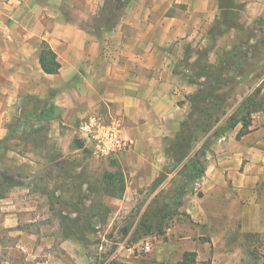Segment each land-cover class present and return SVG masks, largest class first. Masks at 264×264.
Wrapping results in <instances>:
<instances>
[{"label": "crops", "instance_id": "1", "mask_svg": "<svg viewBox=\"0 0 264 264\" xmlns=\"http://www.w3.org/2000/svg\"><path fill=\"white\" fill-rule=\"evenodd\" d=\"M102 7L103 0H0V140L10 134L12 120L45 108L50 125L47 141L58 149L60 145L61 152L43 156L37 152L39 147L32 146L33 156L15 150V158L38 164L33 172L48 161L76 160L68 175L56 174L50 189L67 190L70 181L76 180L80 191L94 190L83 179L86 173L79 160L86 157L79 152L81 146L65 150V146L71 148L69 127L88 112L121 115L122 134L133 144L111 158L116 169L108 171L123 177L125 189L121 196L110 195L103 178L102 205L120 221L130 217L135 201L146 199L142 216L158 192L176 185L183 193L165 197H174L171 203L184 211L191 224L185 225L174 214L173 224L153 236L158 238L153 251L128 254L127 264H181L186 253H195L198 264L203 234L192 223H217L218 232L229 231L217 217L233 213L221 209L220 203L211 212L213 207L204 202L218 200V192L236 194L242 231H263L264 109L253 113L254 128L249 132L238 136L240 122L209 144L199 192L193 190L194 180L188 181L187 166L172 170L171 147L192 114L191 96L205 87L211 71L218 73L229 60L255 63L254 69L236 77V83L245 87L237 91L235 104L264 82V0H127L110 26L98 22ZM44 41L57 53L61 63L57 73L41 67ZM37 103L42 104L40 110ZM11 140L26 144L23 139ZM199 147L200 142L186 161ZM161 175L168 178L164 184L159 183ZM33 191L22 184L0 202V227L14 232L21 254L32 255L39 239L37 231L22 226L26 213L28 221L33 219L30 212L35 205L27 195ZM158 213L152 210L147 220H166L167 213ZM123 222L129 224L124 230L130 231V220ZM70 244L65 242L63 247L74 254ZM76 245L78 262L85 264L83 242L78 240ZM5 247L0 239V254Z\"/></svg>", "mask_w": 264, "mask_h": 264}, {"label": "rangeland", "instance_id": "2", "mask_svg": "<svg viewBox=\"0 0 264 264\" xmlns=\"http://www.w3.org/2000/svg\"><path fill=\"white\" fill-rule=\"evenodd\" d=\"M124 3L120 0H103V7L101 14L98 18V22L102 25H112L122 11ZM228 62H232L229 60ZM255 63L248 62L245 65L246 71L252 70L255 67ZM227 68V67H226ZM264 71V64H263ZM232 71L227 73V76H231ZM261 85H264L262 82ZM245 84H238L233 82L228 87L232 90L231 98L228 100L230 103L236 100L237 91L243 90ZM243 88V89H242ZM41 103H37V109L40 110ZM80 119H78L72 127H69V139H71V148L65 146V150H73L78 146H81L79 152L85 154V159L79 160L83 163L85 169V176L83 179L89 180L92 183L94 190L83 189L82 191L78 188V182L71 180L69 188L64 190L58 187V190H52L49 184H52V180H56L57 175H68L69 169L72 167L75 160H70L68 163L57 164L55 162L44 163L41 165L40 171H32L38 167V164H33L28 160L20 161L15 158V150L26 153L29 151V155L33 156L32 153L35 147H39L37 152H40L43 156H58L57 152H61L62 147L59 145H52L47 141L48 130L50 125L46 119L33 118L27 122H22L18 130L13 131V136L16 139H23L26 144L22 141H12L15 137H12L5 142L0 143V180L6 177H12L16 182H20L19 185L29 186L33 192H28V200H32L35 208L30 213L33 215L32 221H28L30 216L26 213L24 216V222L22 226L24 229L37 231L39 233L38 244L34 248L32 255L25 251L22 254L15 247V236L14 232L8 227H0V239L4 241L6 247L0 254V264H80V250L76 243L81 240L84 245L83 254L86 257L85 264H101V258H99V246L103 245L101 255L104 258H108L111 253L116 250L119 246L118 243L126 240V244H133L142 239H148L151 243V253L158 243V238L155 239L153 236L166 231V228L173 224L174 214L177 219H183L182 223L185 225L190 224L188 217L184 211H180L175 204L171 203L174 197H165L167 195H174V193H180V189L175 185L172 187L166 186L160 192L157 193L154 201L151 204V209H147L145 213L140 216L142 211L143 203L146 199L135 201V205L130 207V217L127 218L115 217L108 212V210L102 205L100 199L102 198V184L104 173L108 170L116 169L111 158L97 157L95 161L91 160L93 151L90 145L83 141L77 131L76 127ZM15 120L9 123L10 129L12 130L15 125ZM201 133V131H200ZM29 145V146H28ZM172 145V143H171ZM51 146V148H49ZM188 147H185L187 149ZM59 150V151H58ZM25 155V154H24ZM178 158L180 155L178 154ZM186 159L177 162L176 160L172 164V170L177 166L184 164ZM43 166V167H42ZM178 168V167H177ZM80 179V178H79ZM159 183L164 184L168 181L166 176L161 175L159 177ZM177 182V178L175 179ZM16 185L10 188L5 193V197H10L11 191L19 186ZM72 186V187H70ZM172 188V189H171ZM199 192V190H195ZM27 193V191H25ZM202 194V191L200 192ZM218 200L211 199L208 202L205 199L206 205L210 204L213 207L212 210H218V204L220 203L221 209L225 212H232L233 214H226L225 216H218L221 220V224L229 228V231L223 233L222 230L218 232L217 223L210 224L201 223L199 221L193 222L192 225L198 227L200 233L203 234L200 243V253L197 254L198 264H264V229L261 232H249L242 231V224L240 223V211L238 202L235 201L236 194L232 191L218 192ZM4 197V198H5ZM15 197V196H14ZM4 198L0 199L3 202ZM145 198V197H144ZM83 210L89 216H92L91 222L93 227H82V224H78L75 221L76 212L73 210ZM151 210V211H149ZM152 210L159 212V215L167 213L166 220L162 221H148ZM2 210L0 208V216ZM118 216V215H117ZM124 219L130 220V231L124 230L127 225L123 222ZM147 220V224H153V232L146 235V227H142L140 231L135 232L137 227L141 226V222ZM210 222V221H209ZM98 225V227H97ZM191 225V224H190ZM211 229V230H210ZM103 234V235H102ZM212 235L215 237L212 240ZM105 236V239L104 237ZM71 241V251L74 254H70L63 244ZM125 251L119 252V258L109 261L107 264H127L124 261L123 254Z\"/></svg>", "mask_w": 264, "mask_h": 264}, {"label": "trees", "instance_id": "3", "mask_svg": "<svg viewBox=\"0 0 264 264\" xmlns=\"http://www.w3.org/2000/svg\"><path fill=\"white\" fill-rule=\"evenodd\" d=\"M120 1L122 3L127 2V0ZM40 64L42 69L47 73H57L61 68L57 53L45 41L43 42L40 53ZM246 64L237 60L227 64L224 68H219L218 73L211 71L205 87L191 96L192 114L183 122L179 135L175 138L171 147L175 160L181 162V160L190 155L192 149L200 142V147L184 162V165L188 167V181H193L204 175L206 170L204 158L206 149L214 139L225 134L240 122L242 123V128L238 136L249 132L254 128L252 114L264 109V93L262 92L264 85H259L253 91L244 95L237 104L228 101L231 98L232 90L225 88L229 84L237 82L236 77L246 72ZM225 67L227 68L223 71ZM226 71L227 73L232 71L231 76H227L225 74ZM46 116L45 108L40 113H31V111L24 112L22 116L15 119L16 122L10 134L7 138L0 140V143L12 137L17 138L13 136L12 132L18 130L22 122H27L35 117L38 119H46ZM185 147L188 148L185 149ZM178 154L180 155L179 158L177 157ZM103 178L106 184L105 191L108 194L113 196L122 195L125 189V183L119 173L107 171L104 173ZM19 184L20 182H16L12 177H6L0 180V199L5 197V193L10 188ZM180 192L183 193L182 191ZM73 211L76 212L75 221L79 225L82 224V227H93V222H91L92 216L87 215L83 210L77 211L76 209ZM142 227H146V235L153 232V224H147L145 220L141 222V226L137 227L135 232L140 231ZM194 255L195 253H186L181 264H195Z\"/></svg>", "mask_w": 264, "mask_h": 264}, {"label": "built area", "instance_id": "4", "mask_svg": "<svg viewBox=\"0 0 264 264\" xmlns=\"http://www.w3.org/2000/svg\"><path fill=\"white\" fill-rule=\"evenodd\" d=\"M122 129L123 118L121 115L98 111L88 112L82 116L76 127L79 137L90 145L93 154L98 158H117L119 155L130 150L133 142L123 136ZM201 180L202 176L194 180L193 187L195 190L200 188ZM126 243V240L119 242L116 250L105 260H103L104 258L100 254L103 250V245H100V263L107 264L109 261L119 258V252L122 250L127 252L123 254V257H126L128 254L141 255L151 251V243L148 239H142L133 244Z\"/></svg>", "mask_w": 264, "mask_h": 264}]
</instances>
